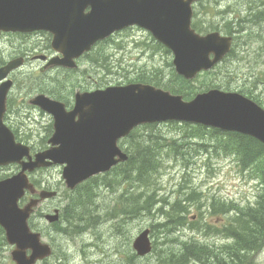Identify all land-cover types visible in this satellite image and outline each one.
Returning <instances> with one entry per match:
<instances>
[{"label":"water","instance_id":"95a60500","mask_svg":"<svg viewBox=\"0 0 264 264\" xmlns=\"http://www.w3.org/2000/svg\"><path fill=\"white\" fill-rule=\"evenodd\" d=\"M202 0H0V34L46 31L53 35V48L63 55L54 65L74 69L75 60L116 32L138 26L173 54L176 73L192 81L220 64L232 51L233 37L220 32L198 34L192 27L194 4ZM52 64V65H53ZM22 65L20 60L0 69V80ZM54 118L51 147L31 155L18 144L3 124L5 92L0 96V167L12 164L21 171L0 181V226L5 230L13 264H37L50 258L53 248L33 231L29 220L42 202L58 192L37 190L29 174L38 169L62 166L66 188L73 191L89 179L110 172L129 156L119 146L134 129L143 125L179 122L239 133L264 144V108L237 93L211 89L191 101L147 84L111 86L76 94V105L38 97ZM26 159V160H24ZM29 192L33 197L20 207ZM52 225L60 211L45 215ZM139 257L152 250L151 230L134 240Z\"/></svg>","mask_w":264,"mask_h":264},{"label":"rangeland","instance_id":"374dc122","mask_svg":"<svg viewBox=\"0 0 264 264\" xmlns=\"http://www.w3.org/2000/svg\"><path fill=\"white\" fill-rule=\"evenodd\" d=\"M249 2L250 0H204L196 7V11L199 12L197 22L203 28V33L217 30L228 35L223 31L224 16L218 12L232 6L245 16ZM211 3H216L218 10L210 9ZM246 27L249 28L250 25ZM257 30L259 32L262 30L264 36V25L258 26ZM115 40L112 48L101 55L105 68L100 70V65L96 64L98 70L94 71L91 81L98 79L99 87L93 86L90 82H83V77L78 73H72L74 78L65 77L68 73L59 74L69 98L78 87L90 89L126 85L139 77H144L146 81L161 82L163 79L171 78L175 73L173 55L160 48L149 32L139 28L128 29L115 37ZM2 54L6 55V52L3 51ZM107 55L109 58L106 60ZM220 66L210 74H202L194 80L197 93L220 86L218 89L241 92L264 103V38L251 40L245 37L235 40L232 56ZM72 84L75 85L73 89ZM37 120L41 121V117L37 116ZM49 125L44 121L40 130L38 127L35 132H18V135L27 141L29 146L39 148L43 146V141L48 145V140L53 134L47 132ZM154 127L152 130L142 129L137 133L138 137L150 140V136H155L152 146H155L156 142L161 143V138H165L168 143L178 140L181 151L186 152L185 158L173 155L169 150L164 151L160 156L162 168L159 173L150 176L152 183L149 185L144 182L145 179L124 181L120 175L123 169L119 173H109L104 179H98L102 185L95 190L89 216L94 227L84 222L78 223L80 226L76 227L78 229L74 228L76 231L72 236L65 231L58 233L53 225L42 221L41 218L40 221L33 220L32 227L43 229L45 234H51V237H44V240L58 252L57 256L46 264H153L157 261L156 252L141 259L134 254L132 246L138 234L146 228L151 229V238L153 243H159L158 249L168 247L178 250L181 248V242L186 241L193 246L204 244L220 247L229 241L224 233L220 236L218 230H222L228 224L230 215L214 213L212 204L235 202L243 207L254 204L258 194L256 183L259 181L254 179L252 172L242 169L234 156H218L214 150L210 153L201 151L198 153L200 148L195 145L197 140L190 139L192 132H187L189 129L185 124L164 123ZM205 140L211 142L210 137ZM129 144V141L124 140L121 146L127 149ZM62 171V167L55 166L34 174L33 182L40 187H50L60 192L57 199L45 202L39 209L40 212L44 210L50 213L54 208H59L63 212L69 202L71 196L65 193ZM6 173L10 174V171L0 170V177ZM131 197L139 205L128 206ZM148 200L152 201L149 206L150 212L145 208ZM179 202L185 211L183 215L186 218L183 223L187 225L184 227L175 225V218L179 213L173 212L170 208ZM113 210L115 212L112 214ZM193 216H197V219L194 220ZM158 223L171 225L176 229L170 233L167 228L165 230L159 227ZM52 238L55 239L54 242ZM175 239L179 241H172ZM164 242L168 244L161 245ZM11 251V248L3 250L0 264L11 262ZM63 254L66 258H63ZM194 261L195 259L191 264H200ZM251 264H264V247L253 257Z\"/></svg>","mask_w":264,"mask_h":264},{"label":"trees","instance_id":"16d2710c","mask_svg":"<svg viewBox=\"0 0 264 264\" xmlns=\"http://www.w3.org/2000/svg\"><path fill=\"white\" fill-rule=\"evenodd\" d=\"M216 5V3H211L209 8L216 11L218 10ZM262 8H264V0H250L248 11L246 15L243 16L235 7H226L227 10L218 12L222 13L224 16L223 31L230 36H234L235 40L245 37L250 38L251 40L264 38L262 34L263 31L260 30L259 32V30H257L258 26L264 25V9ZM198 20L199 12L196 11L193 27L198 32L203 33L204 30L199 26L197 22ZM246 25H250V27L247 28ZM159 46L167 53H170V51L165 49L162 45L159 44ZM231 52L232 53L229 56H232L234 49ZM101 54L104 53L100 52L98 54V61H101L102 59ZM105 59L107 60V58ZM220 67L221 66L219 65L216 68ZM210 73L211 71L205 74ZM132 82L153 84L157 87L169 90L174 94L182 95L187 100L193 99L197 94L195 81H186L184 78L176 75V73H174L171 78L163 79L161 82L146 81L144 80V77H139ZM227 83H230V79ZM218 88L221 87L218 86ZM252 98H254L260 105L264 106V103L261 100L256 99L255 97ZM185 126L189 129L187 132H192L190 139L192 141L197 140L195 145L200 148L198 153L199 151L210 153L214 150L218 156H234L240 167L252 172L254 179L259 181V192L256 202L254 204H248L246 207L239 206L234 202H217L218 205L212 204L214 213H222L224 215L231 214L228 224L221 230V232L224 233L225 238L229 240L227 243L220 247L214 248L208 246L207 248L199 247L197 245L193 246L188 244V242H181V248L178 250L168 247L165 249H158L159 243H155L153 252H156L155 256L157 261L153 264H189L193 259L202 264H251L253 257L264 247V145L251 137L237 133H224L219 130L189 124H185ZM153 128H155L153 125L144 126L135 130L129 136L130 144L126 151L129 152L130 159L125 164H121L113 170V173H119L123 169V172L120 175L124 181H133L134 179L141 181L145 179L144 182L149 185L152 183L149 179L150 176H152L153 173L156 175L162 168L160 156L164 151L169 150L173 155H181L182 157L186 155L185 151H181V146L178 144V140H172V142L168 143L165 138L160 137L161 143L156 142L155 146H152L154 143L153 137L155 136H150V140L146 137H138L137 133L141 132L142 129L152 130ZM207 137H210L211 142L205 140ZM105 177V175L95 177L79 186L74 192L66 190V195L71 196V198L63 209L61 216V221L65 220L66 222H62L63 225H61L60 222L53 226L58 230V233L66 231V233L72 235L73 232L76 231L74 228L80 226L78 223L82 222L90 227L91 225L94 227V223H91L89 219L91 214V204L93 197L95 196L96 188L102 185V182L100 181L99 183L98 179H104ZM133 199V197L129 198L128 206L139 205V203L133 201ZM151 202V200H148L145 205L146 210H149L148 212L151 211V208L149 207ZM177 206H179V208H177ZM219 207H221L222 210H220ZM170 208L173 212L179 213L175 218V225L178 224L180 227H184L185 224L183 223L182 218L185 220L186 217L183 215L185 211L182 210L183 207L181 206V203L179 202L175 205H171ZM114 212L115 210L112 211V214ZM33 220L31 219V224L34 225ZM64 225H67L68 227L66 226V228ZM161 226H164L165 228H162L165 230L168 229L167 231H170L174 227H171V225L168 226L167 224H160V227ZM33 228L38 229L41 232L43 231L42 233L45 237H51V234H45L43 229L36 227ZM72 229L73 232L71 231ZM52 240L54 242L55 239L52 238ZM172 241H179V239ZM167 244L168 242H164L161 245ZM7 246L3 229L0 228V255ZM57 254L58 252L55 251L54 256H57ZM250 254L252 255L250 256ZM63 258H66L65 254H63Z\"/></svg>","mask_w":264,"mask_h":264},{"label":"flooded vegetation","instance_id":"af4514ba","mask_svg":"<svg viewBox=\"0 0 264 264\" xmlns=\"http://www.w3.org/2000/svg\"><path fill=\"white\" fill-rule=\"evenodd\" d=\"M119 35L121 33L116 34L110 40L96 44L91 52L82 55L76 60L78 67L75 74H80L83 77V82H90L93 86L99 87L98 79L91 81L94 71L98 70L95 59L96 54L99 51H104V49L108 52L109 48H112V43L110 42H113L114 38ZM3 51L6 52V55L2 54ZM61 57V54L54 51L52 36L47 32L38 31L29 34L2 33L0 35V69L17 59L22 62L19 68L11 71L5 79L0 80V96L5 92L6 99L3 121L12 132H15L17 142L29 146L28 142L18 135V132H35L34 130L38 127H40V130L44 121L50 124L47 132H54L53 119L40 105L34 103L38 97H47L61 102L69 111L73 109L75 95L69 98L59 76L60 73L66 75L67 72L72 71L53 64L57 60L59 61ZM102 68L103 66L99 69L101 70ZM55 76L56 78L54 79ZM74 86L72 84L71 89ZM97 89L101 88L84 89L83 87H78L77 91L89 92ZM37 116L41 117V121L38 122ZM29 147L32 153L35 154L47 149L48 145L43 141L42 147L36 148L33 145ZM4 169H9L11 175L20 171V168L15 165L5 168L0 167L1 171ZM55 209L51 212L55 211ZM45 212L48 211H44L40 215L42 221L44 220ZM193 219H197V216H193Z\"/></svg>","mask_w":264,"mask_h":264},{"label":"bare ground","instance_id":"6f19581e","mask_svg":"<svg viewBox=\"0 0 264 264\" xmlns=\"http://www.w3.org/2000/svg\"><path fill=\"white\" fill-rule=\"evenodd\" d=\"M242 26H243V25H242ZM235 35H236V34H235ZM235 37H236V36H235ZM161 210H162V209H161ZM236 212H237V211H236ZM262 218H263V217H262ZM260 220H261V219H260ZM64 221H65V220H64ZM64 221H63V222H64ZM182 221H183V218H182ZM65 222H66V221H65ZM62 224H63V223H62ZM65 224H66V223H65ZM161 225H162V224H161ZM185 225H187V224H185ZM185 225H184V226H185ZM66 226H67V225H66ZM168 226H169V225H168ZM159 227H160V224H159ZM161 227L165 228L164 226H161ZM179 227H180V226H179ZM75 229H76V228H75ZM146 229L151 230L150 228H146ZM146 229H144V230H146ZM174 229H176V228L173 227L169 232H170V233H173V232L175 231ZM77 231H78V230H77ZM65 232H66V231H65ZM70 232H71V231H70ZM72 232H73V231H72ZM75 233H76V232H75ZM259 233H260V232H259ZM81 234H82V233H81ZM68 235H69V234H68ZM75 235H76V234H75ZM221 235H223V232H220V236H221ZM71 236H72V235H71ZM71 236H70V237H71ZM67 237H68V236H67ZM256 241H257V240H256ZM186 242H187V241H186ZM190 243H191V242H190ZM257 243H258V242H257ZM261 243H262V242H261ZM205 244H206V243H205ZM180 245H181V244H180ZM196 245L199 246V247H207V248H208V246H207V245L205 246L204 244H203V245H198V244H196ZM180 247H181V246H180ZM214 248H215V247H214ZM217 249H218V248H217ZM217 249H216V250H217ZM153 250H154V249H153ZM153 250H152V252H151L148 256H150V255L153 253ZM201 251H202V250H201ZM207 251H208V250H207ZM261 251H262V250H261ZM246 252H247V251H246ZM206 254H207V253H206ZM212 254H213V253H212ZM212 254H211V255H212ZM252 254H254V253H252ZM252 254H250V256H251ZM192 255H193V253H192ZM240 255L242 256L241 253H240ZM245 255H246V254H245ZM136 256H137V255H136ZM148 256H145V257H139V256H138V258H141V259H142V258H146V257H148ZM192 257H193V256H192ZM207 257H208V256H207ZM196 259H197V258H196ZM190 260H191V259H190ZM206 260H207V259H206ZM206 260H205V261H206ZM203 261H204V260H203ZM194 262L197 263L198 261L195 260ZM191 263H192V262H190L189 264H191ZM199 263L202 264L201 262H199ZM207 264H208V263H207ZM227 264H228V263H227Z\"/></svg>","mask_w":264,"mask_h":264}]
</instances>
